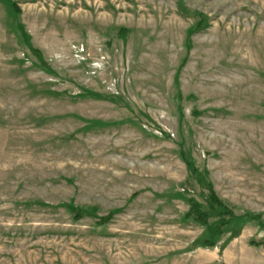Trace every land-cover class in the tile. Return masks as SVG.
<instances>
[{"label":"rangeland","instance_id":"1","mask_svg":"<svg viewBox=\"0 0 264 264\" xmlns=\"http://www.w3.org/2000/svg\"><path fill=\"white\" fill-rule=\"evenodd\" d=\"M248 213L264 0H0V264H264Z\"/></svg>","mask_w":264,"mask_h":264},{"label":"trees","instance_id":"2","mask_svg":"<svg viewBox=\"0 0 264 264\" xmlns=\"http://www.w3.org/2000/svg\"><path fill=\"white\" fill-rule=\"evenodd\" d=\"M12 7H14V6H12ZM187 42H188V39H187ZM32 52L34 54H38L37 50L32 49ZM42 58L43 57H41L38 54L39 62L42 64H45V62H43L44 60ZM42 64H41V66H42ZM184 158L187 161V166L189 168L190 173L195 177L196 180H198L200 182L201 185H205L206 182L204 181L203 176L200 173H198L193 168L192 165H190V162L188 163V160L186 157H184ZM207 201L211 207L215 206L218 208V210L216 211V214H207V213L203 212L200 209L199 204L195 201V199L191 198V199H189V206H188V210L185 213V217L189 218L195 222H198L202 225H207V224H209V216L208 215L215 216L217 218V221H216L215 226L213 227V235L216 236V234H219L220 228L225 226L226 224H228L230 222L232 214L230 213V210L228 209V207L226 205H224L222 202H220L219 200H217V198L214 196V194L211 191L207 196ZM69 210H70V212H72L74 214L75 217H80L83 215H88V216L94 215L93 214L94 209H92V208L70 207ZM248 214H250L249 215L250 219H252L257 226H259L260 228H264V220L261 219L258 214H253V213L252 214L248 213ZM100 221L101 222L107 221V218H101ZM213 241H214L213 239H205L202 242V244L204 246H210L214 243ZM250 243L255 245V246L260 245L259 242L250 241Z\"/></svg>","mask_w":264,"mask_h":264}]
</instances>
